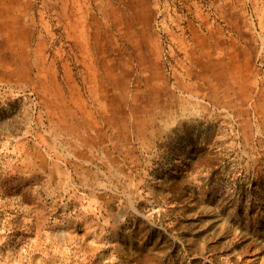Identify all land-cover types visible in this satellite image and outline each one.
Wrapping results in <instances>:
<instances>
[{
	"label": "rangeland",
	"instance_id": "obj_1",
	"mask_svg": "<svg viewBox=\"0 0 264 264\" xmlns=\"http://www.w3.org/2000/svg\"><path fill=\"white\" fill-rule=\"evenodd\" d=\"M213 33L249 101L184 113ZM0 264H264V0H0Z\"/></svg>",
	"mask_w": 264,
	"mask_h": 264
},
{
	"label": "crops",
	"instance_id": "obj_2",
	"mask_svg": "<svg viewBox=\"0 0 264 264\" xmlns=\"http://www.w3.org/2000/svg\"><path fill=\"white\" fill-rule=\"evenodd\" d=\"M215 35L214 33L209 36L196 35V38H193L191 55L194 60L190 61L189 71L185 76L177 75L179 92L176 99L179 102V109L184 113L223 110L227 114H233L234 109L244 106L249 101L251 64L249 59H242L241 56V52L246 51L248 46L228 41L224 42L223 48L220 49L214 42ZM201 39L206 41L205 46H199L195 42ZM219 52L225 57H218ZM222 76L227 78L223 83L220 82ZM225 88L229 91L227 95L224 94ZM243 90L244 95L241 93ZM237 129L234 128V131Z\"/></svg>",
	"mask_w": 264,
	"mask_h": 264
}]
</instances>
